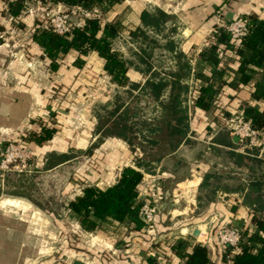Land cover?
<instances>
[{
    "label": "crops",
    "instance_id": "crops-1",
    "mask_svg": "<svg viewBox=\"0 0 264 264\" xmlns=\"http://www.w3.org/2000/svg\"><path fill=\"white\" fill-rule=\"evenodd\" d=\"M2 5L0 148L3 141L19 137L32 149L36 165L31 174L0 172V264H147L155 258L157 264H176L179 258L165 245L168 240L200 244L211 264H222L217 230L237 225L249 233L255 230V219H264V202L257 199L258 187L252 183L264 180V161L245 156L237 138L221 127L211 110L197 108L190 92L182 101L187 108V132L173 149L170 141L174 144L176 137L167 138L162 125L154 133L147 128L149 122H158L159 104L168 101L173 84L190 91L222 70L227 82L234 80L238 62L229 51L219 52L217 65L205 59L202 50L216 41L212 31L218 13L227 19L243 15L263 19L264 0H120L113 4L102 14L101 23L121 26L112 48L125 60L126 82L120 86L109 78L108 85L118 92L125 90L128 98L114 99V94L110 101L103 97L105 86L96 82L104 73L103 59L94 51L85 56L69 51L57 57L58 66L52 68L31 40L36 21L30 14L22 26L29 32L26 49H7L4 40L14 33ZM142 11L164 14L158 28L142 23ZM137 28L142 33L134 35ZM163 57L170 59L167 67L159 66L165 62ZM255 71L240 88L224 85L226 97L215 107L234 113L250 105L263 112L264 101L251 96L256 82H264L263 71ZM160 80L166 81L161 97L134 101L132 95L146 81ZM55 85L64 92L72 90L65 101H52ZM90 94L93 98L85 99ZM118 106L120 111L140 110L127 121L135 126L141 123L139 131L129 134L137 137L140 148H131L121 137L98 128V120ZM42 127L53 132L39 142L35 139ZM151 140L156 143L149 144ZM89 150L91 166L84 157ZM259 158L264 160V152ZM123 167L142 173L137 198L154 187L160 193L152 235L144 232L139 243V232L125 225L114 227L109 221L85 231L68 207L85 187L111 186ZM63 226L69 231L64 229L62 234ZM73 234L80 244L69 246L65 238Z\"/></svg>",
    "mask_w": 264,
    "mask_h": 264
},
{
    "label": "trees",
    "instance_id": "trees-1",
    "mask_svg": "<svg viewBox=\"0 0 264 264\" xmlns=\"http://www.w3.org/2000/svg\"><path fill=\"white\" fill-rule=\"evenodd\" d=\"M48 1L51 4H60L64 8L77 6L83 9H90L97 7L103 14L108 11L110 6L118 3L120 0ZM0 3L4 7L1 12L5 11L10 15V28L12 32L18 35L17 31L23 29V18L28 15V8L24 4V0H0ZM140 16L144 25L156 29L164 14L160 11H155L153 14L142 11ZM248 16L252 20V25L248 35L242 40L233 42L227 38L225 33L218 31L215 35L216 41L207 45L202 50L203 57L217 65L221 61L218 55L219 52L223 50L229 51L238 62L234 80L227 82L223 77L224 70H222L218 73V77L216 75L213 77L212 75L206 81H201L202 83H200L199 87H194L190 91L186 85V87H183L184 85L173 87V84L168 95V101L164 103L160 102L157 117L158 122H149L147 131L150 133L158 132L161 130L162 125L166 130L165 134L167 138L176 137L174 144H172V140L170 141L172 149L185 137L187 132V108L182 104V101H186V94L188 92L191 93V97H193L197 108L211 110L219 118L220 122H223V119L230 115L228 113L231 112L228 109L215 107L216 101H223L224 97H226L221 88L224 85H228L237 89L238 86L240 88L241 85H246L257 74L256 69L262 70L264 75V18L258 19L255 15ZM120 28L121 26L117 22L102 24L101 20L92 19L86 20L81 27H74L71 33L67 35H59L47 26L38 24V26L35 25L33 28L30 37L33 43L42 49L44 57L54 69L58 66L56 58L67 54L69 51H75L79 56H85L88 51L96 52L104 61V74L113 83L123 86L126 82L125 60L112 48V41ZM140 31L137 28L134 30V35L142 33ZM220 44L223 46L220 47ZM77 60L81 61L82 59L78 57ZM75 64L80 65V62H75ZM165 83L166 81L164 80L157 82L146 81L143 86L139 87L140 95L135 99L137 100L138 97L158 99L165 92ZM133 87L136 86L134 85ZM251 96L256 101H264L263 81L256 82ZM119 109L120 107L118 106L104 117H101L98 120V128L102 129V132L106 135L121 137L132 148V144H134L133 140L137 139V137L133 135L129 136V134L135 132L137 128L134 122L133 124H128L127 121L130 117L137 116L138 113L134 111L129 115V109L126 107L121 111ZM242 110L252 127L259 134L264 135V111L261 112L257 107L250 105H246ZM52 132V129L42 127L41 132L36 136L35 140L42 142L50 138ZM148 143L154 144L156 141L151 140ZM249 151H246L244 155L252 161H264L259 158L261 156L258 155L256 149ZM141 180V172L130 167H123L111 186L104 190L93 186L85 187L81 195L71 201L68 207L75 213L79 225L85 231L91 232L99 226L100 222L109 221L114 227L125 225L130 230L139 232L136 238L139 243L143 240L142 234L144 233L143 224L137 216V190ZM252 183L258 187L257 199L264 202V180H256ZM254 229L253 232H243V240L236 252L231 256V264H264V219H255ZM166 244L169 245L172 252L179 258L176 264H211L207 258L206 248L200 244L187 246L182 240H168ZM220 261L222 264L225 261L222 251ZM157 262L158 258H155L154 260H148L147 264H157Z\"/></svg>",
    "mask_w": 264,
    "mask_h": 264
},
{
    "label": "built area",
    "instance_id": "built-area-1",
    "mask_svg": "<svg viewBox=\"0 0 264 264\" xmlns=\"http://www.w3.org/2000/svg\"><path fill=\"white\" fill-rule=\"evenodd\" d=\"M29 1L33 2V6L35 5L40 10H45V4H51L48 0H24V4L28 8V14H32L33 7H30ZM51 5H56L65 10L62 13L56 12L53 17L47 18V27L59 35L71 33L74 27H81L86 20H101L100 16H102V13L97 7L83 9L77 6L64 8L60 4ZM34 18H36V26L38 24L41 25L38 15L34 16ZM217 19L216 28L213 29L212 33L216 34V32L222 31L233 42H238L247 36L252 25V20L248 15L227 19L218 13ZM221 127L226 129L231 136L237 138L238 146L243 151L256 149L259 151L258 155L261 156L264 151V135L259 134L252 127L242 111H236L224 118ZM33 160L29 147L22 145L20 141L1 144V173H30L32 172ZM143 196L142 198H137V216L143 224L144 232L152 235L160 199L158 187L148 190ZM216 240L224 254L225 261L223 264H231V256L236 252L243 240V230L237 225L220 228L216 232Z\"/></svg>",
    "mask_w": 264,
    "mask_h": 264
},
{
    "label": "rangeland",
    "instance_id": "rangeland-1",
    "mask_svg": "<svg viewBox=\"0 0 264 264\" xmlns=\"http://www.w3.org/2000/svg\"><path fill=\"white\" fill-rule=\"evenodd\" d=\"M29 2H30V7L33 6V2H31V1H29ZM150 5H152V4H150ZM64 11L65 10L63 8H61V7H58L56 5L54 6V5H51V4H48L47 3V4H45V10L37 9L36 6L34 5L32 7V14H30V15L33 18H34V16L38 15V17L40 18V21H41V25L42 26H48V24H47V21H48L47 18L48 17H50V16L53 17L56 12H61L62 13ZM100 17H101V20L103 21L104 20L103 15L100 16ZM34 19H36V18H34ZM9 30H11L10 27H9ZM11 32H12V30H11ZM12 33H15V32H12ZM17 33H18V35L13 34L14 36L9 37L8 40H6L7 38L4 40V43H5V46H6L7 49L12 50L13 48H15V50L17 49V50H21V51L26 49V44H27V41L29 40V38H28L29 32L26 29H22V30H18ZM163 60L165 61L164 64L160 62L161 65H159V64L158 65L160 67L161 66L162 67H167L168 64H170V59L167 58V57H163ZM29 66H31V64H29ZM96 80H97L96 81L97 83H102L105 86V89H107L106 91H104L105 94L103 95V97L105 98L106 101H110L111 99H113L114 94L116 95V97L114 99H122L123 100L124 98H128V96H126L124 94L125 90H119V92H118L117 89L114 90L111 87H109V85H108V82H110L109 81V77L106 76L104 73H102L101 75H99ZM70 91H72V90L68 89V91H65L64 92V90L62 89L61 86L59 87V86L55 85V88H53L51 90V95H52L51 96V99H52V101H56V102L57 101H65L67 99L66 98L67 97V94L70 95ZM139 95H140L139 90L134 92V94L132 95V97L134 98V101H139V102L140 101H150V100H148L149 99L148 97H138V99L136 100L135 98L137 96H139ZM92 96L93 95H91V94L89 96H85V99L90 98V100H91L93 98ZM148 110H146V111H148ZM134 111H135L134 108H130L128 110V114L130 115ZM139 111L140 110L138 109L135 112H138V114H139ZM150 112H152L151 111V108H150ZM144 114L145 113H143V115ZM135 127L137 128V130L140 128V126L138 127L137 125ZM12 141H20L22 143V145H25V146L29 147L25 143V141L23 139H20L19 137L15 138V139L5 140L2 143L12 142ZM133 143L134 144H132V146H134V148H135V146L138 147V148H140L141 143L139 142V140H137L135 138L133 140ZM29 149L32 152L33 159H34V153H33L32 149L30 147H29ZM89 156H90V150L87 151L86 154H85V156H84L85 157V163H86L87 166H91L92 165V162H91L92 159L91 158H88ZM35 165H36V161L34 159L33 160V166H32V172L35 169ZM32 172H30V173H19V174L18 173H8V174L9 175H25V174H31ZM2 174H7V173H2ZM60 226H62V225L60 224ZM65 226H67V224H65ZM65 226H63V228L62 227L60 228V230L62 229L61 230L62 234L64 233V229L65 230L67 229ZM67 231H69V230L67 229ZM65 240L67 241V243H68L69 246H73L76 243L77 244H80V242H79V236L77 234H73V236L66 235ZM123 243H126V242L123 241V242H121L119 244L121 248H123V246H124Z\"/></svg>",
    "mask_w": 264,
    "mask_h": 264
}]
</instances>
